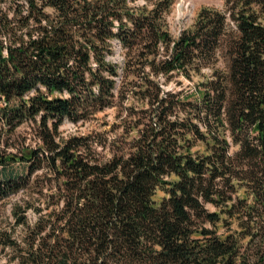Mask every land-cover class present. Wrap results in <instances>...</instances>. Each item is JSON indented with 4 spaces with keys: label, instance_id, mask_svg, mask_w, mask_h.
<instances>
[{
    "label": "trees",
    "instance_id": "obj_1",
    "mask_svg": "<svg viewBox=\"0 0 264 264\" xmlns=\"http://www.w3.org/2000/svg\"><path fill=\"white\" fill-rule=\"evenodd\" d=\"M219 1L0 0L2 264H264V0Z\"/></svg>",
    "mask_w": 264,
    "mask_h": 264
},
{
    "label": "rangeland",
    "instance_id": "obj_2",
    "mask_svg": "<svg viewBox=\"0 0 264 264\" xmlns=\"http://www.w3.org/2000/svg\"><path fill=\"white\" fill-rule=\"evenodd\" d=\"M157 0H135V4H146L151 7ZM211 8H222V2L219 0H171L170 8L168 12L164 14L165 25L172 36H176L180 31L186 29L193 24L194 19L202 7ZM113 58L115 60H121L123 53L119 47H115ZM216 65L223 66V59L219 58ZM182 79V78H177ZM174 86V81L172 80L167 87L172 88ZM118 122L116 116V111L113 108L104 109L98 112L93 117L83 122L79 121L74 123L72 121L65 120L60 126L59 131L62 135H69V133H89L92 131L101 132L104 136L110 138L114 135L115 131L119 132V129L115 127ZM34 130H32V124L30 122H25L17 127L13 139L16 147L21 148L22 146H35L36 140L34 138ZM14 147V151H18ZM102 155L107 157L109 155L108 148L102 150ZM16 172L22 171L18 164L13 165ZM10 168V167H9ZM10 170V169H9ZM19 198V194L14 195L8 199L0 202V227H8V224L13 221L11 215V205ZM33 217V213L29 214ZM5 262L4 256L0 258V264Z\"/></svg>",
    "mask_w": 264,
    "mask_h": 264
}]
</instances>
